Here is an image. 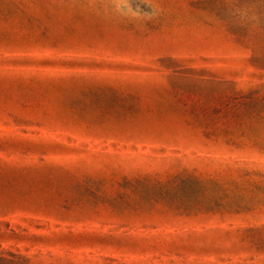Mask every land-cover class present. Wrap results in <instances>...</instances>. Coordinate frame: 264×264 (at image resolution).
<instances>
[{"label": "rangeland", "instance_id": "1", "mask_svg": "<svg viewBox=\"0 0 264 264\" xmlns=\"http://www.w3.org/2000/svg\"><path fill=\"white\" fill-rule=\"evenodd\" d=\"M264 264V0H0V253Z\"/></svg>", "mask_w": 264, "mask_h": 264}, {"label": "trees", "instance_id": "2", "mask_svg": "<svg viewBox=\"0 0 264 264\" xmlns=\"http://www.w3.org/2000/svg\"><path fill=\"white\" fill-rule=\"evenodd\" d=\"M0 264H30V260L20 254L8 251L0 253Z\"/></svg>", "mask_w": 264, "mask_h": 264}]
</instances>
